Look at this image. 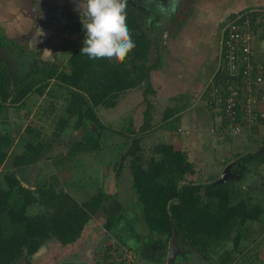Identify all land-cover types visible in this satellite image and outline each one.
<instances>
[{"label": "trees", "instance_id": "16d2710c", "mask_svg": "<svg viewBox=\"0 0 264 264\" xmlns=\"http://www.w3.org/2000/svg\"><path fill=\"white\" fill-rule=\"evenodd\" d=\"M243 12L244 18L245 14L252 17L257 14L249 9L240 13ZM126 16L135 48L123 61L92 59L81 53L86 38L81 21L76 26L85 36L80 37L63 65L39 59L37 53L31 56L26 46L10 45L7 51L9 64L0 58V167L14 143L13 131L9 130L6 121L7 110L26 108L30 94H46L61 100L54 136L59 137L69 127L81 131V138L68 154L99 150L103 129L124 136L118 144L120 147L131 139L121 160L130 157L128 168L131 190L136 199L134 207L141 219L138 225L148 234V239L158 241L166 252L175 234L179 247L186 252L180 256L179 262L186 264L190 261L193 264H210L212 261L214 264H237L242 258L246 264H254L250 258L254 246H240L243 239L251 237L242 226L247 221H263L264 184L249 185L243 190L233 188L229 178L222 182L187 181L186 174L193 175L195 166L185 151L176 149L169 142L156 144L152 154L144 158L140 141L152 129V106L147 99L143 123L136 130L131 124L126 130H116L101 121L98 107H114L122 94L142 85H145L144 95L151 92V72L162 63L159 52L162 25L150 17L146 8L128 3ZM3 43L0 39V46ZM152 46L157 51L150 58ZM18 72L25 73L18 76ZM218 77L222 78L220 73ZM50 107L51 110L57 108L54 103ZM171 113L170 109L166 110L164 119ZM25 115L28 116L29 112ZM170 122L172 128L174 124ZM223 123L225 126L227 120L223 119ZM257 124L264 126V119ZM24 132L25 135L15 134L22 151L15 153L11 168L0 171V264H19L25 258L31 259L49 241L62 245L75 242L93 215L110 213L107 203L116 196V193L101 189L80 203L64 189L56 174L38 180L34 185L26 182L17 170L36 165L51 149V144L44 141L40 129L31 124H26ZM233 158V173L258 174L260 164L264 163V151L235 153ZM63 162V157L52 160V164ZM120 171L121 164L116 169L115 179ZM119 243L138 256L126 241L120 239ZM227 243H231V247L226 246ZM111 246L105 244L103 258L112 256L107 251ZM102 256L98 255L99 264Z\"/></svg>", "mask_w": 264, "mask_h": 264}, {"label": "crops", "instance_id": "0c3cea01", "mask_svg": "<svg viewBox=\"0 0 264 264\" xmlns=\"http://www.w3.org/2000/svg\"><path fill=\"white\" fill-rule=\"evenodd\" d=\"M81 2L82 0H0V39L4 42L0 46V52L8 51L13 43L26 46L31 56L32 52L38 55L41 52L44 57L41 59L48 58L46 60L53 61L54 59L47 57V53L50 56L51 47L55 52L59 50L56 47L58 41L56 45L49 44L51 40H55L52 38L57 29L61 30L57 40L64 38L69 41L73 37L80 38V31L76 32L78 29L76 23L81 21L82 10L79 7ZM150 7L149 4L146 6L150 17L162 25L163 32L162 44L159 47L162 63L151 72L152 91L148 93L153 95L159 93L162 99L165 98L172 103V107L164 106L166 110L172 111L168 118L164 119L168 122V127L170 121L174 124L172 128H167L168 132L172 131L171 143L176 149L185 151L194 166L198 161L206 164L204 158L207 157L211 160L210 169L213 164H219V168L223 163L226 166L232 157H229L227 150H222V154L217 151L221 148L218 144L228 138L219 133L224 124L222 114L210 108L200 94L209 81L219 78L221 39L225 23L233 15L248 9L264 10V0H162L154 4L153 7L156 9L153 13ZM75 47L76 45H69L67 57ZM156 51L157 49L152 46L150 58L154 57ZM145 103L142 121H138L139 126L143 123V112L147 104H151L153 109L150 100ZM165 113L166 111L163 117ZM263 127L261 124L244 126L242 130H245L244 145L247 143V146H243V149L258 152L259 146L263 147L254 146L255 142L264 139ZM150 133L148 130L144 137ZM238 144L240 143H235L236 146ZM199 168L195 167V175H199L201 171ZM205 180L211 181L210 177ZM124 198L125 201L122 197L115 196L114 201L110 200L108 205L110 213L106 215L102 228L96 227L90 232V227L86 224L81 237L75 242L62 245L57 241H49L28 260L32 264H37L46 257L49 259L43 264H99L98 255L104 243L112 245L114 241L119 242L122 239L138 255L132 264H166L168 247L165 252L158 241L148 239V234L138 225L141 219L134 207L135 201H131L126 195ZM101 229L106 231L105 238L111 237L113 240L102 241ZM263 234L264 230L251 242L249 247L254 246L252 255H256L258 249L264 248ZM21 263L25 262L22 260Z\"/></svg>", "mask_w": 264, "mask_h": 264}, {"label": "rangeland", "instance_id": "374dc122", "mask_svg": "<svg viewBox=\"0 0 264 264\" xmlns=\"http://www.w3.org/2000/svg\"><path fill=\"white\" fill-rule=\"evenodd\" d=\"M150 9H152L153 13L156 8L152 5ZM60 31V29H57L55 31L52 38L55 40H51V43H49L50 46H53L56 45L58 41L59 44L57 43L58 45H56V47H58L59 50H56L57 52H55L51 47L52 51L50 53V56L49 53H47V57L54 59L53 61H55V63L63 65L69 53V45L77 46L80 38L78 37L76 39V37H73L72 40L69 41L64 40V38L57 40V36L60 34ZM77 31L78 29H76V32ZM79 35L80 37H84L86 34L84 35L80 33ZM9 50L10 49H8V51ZM42 50L43 49H41V51ZM0 56L5 59V62L2 61L3 63L9 64L8 62L10 59L8 58L7 51H1ZM37 58H44L42 57L41 52L39 55H37ZM24 73L18 72L16 75L22 76ZM144 87L145 85H142L139 90L131 89L125 92L120 96L116 106L111 108L100 106L98 107L97 111L99 117L101 118V121L106 125L112 126L116 130H126L127 126L130 124L131 127L136 130L140 127L139 122L142 121V109L146 104L145 99L147 98L148 100H150L153 103V109L151 110V125L153 128L149 130L151 131L150 135L145 137L143 136L140 141L141 148H143L141 153L145 158L149 157L152 154V149L156 144L160 142L171 143V141L173 140V136L172 134H170L172 133V131H167L169 130L167 129L169 128L168 122H165L163 117V113L164 111H166L165 107L169 108L172 103H170L169 100H166L165 98L162 99V96L160 97L159 93L155 95H153L152 93H147L146 95H144L142 93ZM60 101L61 100L51 98L46 94L42 96L30 94L28 99L26 100V103L28 105L26 108L18 110L9 108L7 110L6 121L8 122V127L10 128L9 130L13 131L14 143L9 150L8 158L0 167V171L11 168V162L14 158L15 153H19L22 151V146L17 144L19 138L15 134L19 133L18 135H20L23 133L25 135L26 133L24 132V128L26 124H31L34 127L40 129V136L44 141L51 144V149L46 151L45 155L42 156V158L36 165L24 167V169L17 170L19 175L23 176L22 178H25L26 182L34 185L38 180H42L45 177L50 178L51 175L56 174L58 175L61 185L63 184L64 189L68 191L80 203L89 198L91 195L97 194V192L101 189L108 193H116L115 195L120 198L122 197L123 201H125L124 195H126L127 197L129 196L131 201H135V195L131 190L130 171H128V163L130 157L121 160V155L128 149L131 139L128 140L126 145L120 147L118 144L124 140V136L111 130L103 129V140L101 148H99V150L73 155L68 154L73 144L81 138V131L69 127L68 130L63 134H60L59 137L54 136L53 131L56 125L55 118H57L61 113ZM51 103H54L57 108L51 110ZM27 111L29 112L28 116L25 115ZM129 118L131 119V122H129ZM244 131L239 134H231L229 133V131L224 130L220 131V135L228 138H225L226 141H221V143L218 144V146L221 147L217 150L218 153L222 154L224 150H227V152H229V157H233L235 153H247L248 150L243 149V146H247V143H245L244 145ZM238 138H243V140H238ZM235 143H240L242 148L240 144L236 146ZM255 145H262L263 148L261 149L260 146L259 148L261 149V151H264L263 138L261 140H258L257 143L255 142L254 146ZM58 157H63L64 162L60 165L52 164V160ZM204 160L206 164H202L200 161H198L195 166L196 169H198L200 166L199 170L201 171L199 172V175H195V173H193V175L186 174L185 179L187 181H193L197 183L205 182V179H208V177H210L211 180L216 182L218 179H220L225 167L229 163L235 161V159L233 158L230 162H228V164L226 163V166H224L225 163H223V166L221 165V168L218 167L219 164H213V167H211L210 169L209 162H211V160L208 159V157L204 158ZM120 164V175L115 179L116 169L119 168ZM232 167L230 168V175L227 174L226 178L230 179L233 188L241 187V189L246 190L249 185L261 186L262 184H264V163L260 164L258 168V174H233ZM208 169L211 170L209 174ZM202 171H204V173ZM111 200L114 201L115 198L113 197ZM110 202L111 201H109L107 204H109ZM262 217H264V214L262 215ZM106 218V214H103L101 212H97L95 215H93L91 220L87 223V227H90V232H93L96 227L102 228V225L106 221ZM242 228L244 229L245 233H247L248 235L251 234V237L249 239H243L240 246L244 247V245H247L249 247L252 240L259 237V235L264 230V218L263 221H247L242 226ZM102 232V241L106 242L105 239H108L110 241L113 240V238L111 237L105 238L107 237L105 236L106 231L104 232L102 230ZM226 246L231 247V243H227ZM263 251L264 248L262 247V249H258V253H256V255L250 256L254 264H264ZM46 259L49 258L43 257L41 259V263L43 264ZM136 259L137 257L134 260L136 261ZM216 259V257L213 258L215 262L217 261ZM23 261L25 262V259H23ZM245 262L246 261H244V259L242 258L239 262H237V264H245ZM19 264L22 263L20 262ZM177 264L186 263L177 261ZM187 264H193V262L190 261ZM210 264H214L213 261Z\"/></svg>", "mask_w": 264, "mask_h": 264}, {"label": "built area", "instance_id": "2783aa9c", "mask_svg": "<svg viewBox=\"0 0 264 264\" xmlns=\"http://www.w3.org/2000/svg\"><path fill=\"white\" fill-rule=\"evenodd\" d=\"M251 16L233 15L223 27L221 39L222 78L209 81L200 97L206 104L222 112L227 124L224 131L239 134L244 126L264 119V10ZM112 256L103 258L105 244L99 255L101 264H132L135 253L114 241L107 250Z\"/></svg>", "mask_w": 264, "mask_h": 264}, {"label": "clouds", "instance_id": "9594fccd", "mask_svg": "<svg viewBox=\"0 0 264 264\" xmlns=\"http://www.w3.org/2000/svg\"><path fill=\"white\" fill-rule=\"evenodd\" d=\"M79 7L86 33L81 53L92 59L123 61L135 48L127 25L126 0H82Z\"/></svg>", "mask_w": 264, "mask_h": 264}, {"label": "water", "instance_id": "95a60500", "mask_svg": "<svg viewBox=\"0 0 264 264\" xmlns=\"http://www.w3.org/2000/svg\"><path fill=\"white\" fill-rule=\"evenodd\" d=\"M149 1H151V0H126V3L131 4L137 8L145 9L146 6L149 4ZM154 1L160 3L162 0H154ZM91 128L94 129V126L91 125ZM262 148L263 147H261V149ZM261 149H259L258 152H260ZM233 164L234 163H229L225 167L220 179H218L216 182H222L226 179V176H227V174H229L230 168L232 167ZM185 253L186 252L179 247L178 242H177V236L174 234L171 237L169 244H168L166 264H177V260H180L181 259L180 256L185 255ZM25 262L27 264H31L27 258H25Z\"/></svg>", "mask_w": 264, "mask_h": 264}, {"label": "flooded vegetation", "instance_id": "af4514ba", "mask_svg": "<svg viewBox=\"0 0 264 264\" xmlns=\"http://www.w3.org/2000/svg\"><path fill=\"white\" fill-rule=\"evenodd\" d=\"M155 3H156V2H155L154 0L149 1V5H150V6H152V5L154 6ZM233 174H235V173H233Z\"/></svg>", "mask_w": 264, "mask_h": 264}]
</instances>
